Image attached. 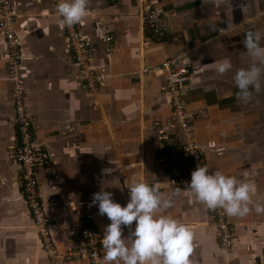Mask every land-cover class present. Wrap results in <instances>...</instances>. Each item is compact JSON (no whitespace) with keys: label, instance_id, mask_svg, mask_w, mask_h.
Returning <instances> with one entry per match:
<instances>
[{"label":"crops","instance_id":"crops-1","mask_svg":"<svg viewBox=\"0 0 264 264\" xmlns=\"http://www.w3.org/2000/svg\"><path fill=\"white\" fill-rule=\"evenodd\" d=\"M10 1L22 61L16 76L0 28V264L45 261L18 184L19 164L9 157L16 144L17 77L23 81L37 145L52 156L50 165L39 169V181L60 252L77 245L71 228L83 219H90L103 235L109 220L90 206L92 193L104 188L124 206L129 197L122 178L128 175L130 181L142 178L156 184L172 199L163 214L190 227L192 264H264V213L227 215L235 244L226 252L210 209L185 188L175 192L177 187L169 185L167 151L162 149V137L173 144L195 141L210 172L246 179L254 186L253 202L264 204V66L261 87L247 101L237 96L234 82L237 69L255 62L244 49L246 32L259 33L264 47V0H151L166 33L162 42L146 38L140 0H87L78 30L88 40L93 65L107 74L96 93L84 86L56 1ZM107 35L113 36L111 54L105 51ZM168 58H180L191 70L183 95L187 130L162 92L164 77L142 74L144 67ZM224 58L232 68L218 74L215 64ZM102 168H111V175L102 177Z\"/></svg>","mask_w":264,"mask_h":264},{"label":"built area","instance_id":"built-area-1","mask_svg":"<svg viewBox=\"0 0 264 264\" xmlns=\"http://www.w3.org/2000/svg\"><path fill=\"white\" fill-rule=\"evenodd\" d=\"M57 3V0H55ZM141 12L144 21L147 39L162 42L166 33L159 24L158 11L151 0H140ZM16 13L10 0H0V28L3 30L6 44L9 50V67L16 76L22 61L20 38L13 26L16 21ZM61 18V17H60ZM64 25V24H63ZM68 46L74 59L79 65L84 86L91 93H96L107 77L103 70H98L93 65V57L90 52L88 40L78 30L77 23L71 28L64 25ZM107 54L113 49V36L105 38ZM155 73L164 77L162 92L171 98L172 108L176 118L184 130L189 128V117L186 103L183 99L184 86L187 83L191 70L180 58H168L160 64L144 67L143 75ZM17 88L14 93L15 114L13 117L16 128V144L12 149L15 162L19 164V182L22 196L28 208L29 216L37 231L38 241L45 261L42 264H68L80 260H87L89 264H104L102 257V234L98 231L90 219H83L73 231L78 235V243L75 247L60 252L53 242L47 214L40 190L39 169L47 167L52 161L51 154L38 147L37 131L32 118L26 112V95L22 87L21 78H16ZM162 149L167 151L165 164L170 169L169 185L177 188H185L186 181L190 180V173L198 164H205L201 148L193 140L173 144L167 137H162ZM126 184L130 183L128 175L122 178ZM128 194V189H125ZM213 223L217 229V236L221 247L226 252H231L235 244L234 228L222 208L210 209ZM135 221H133V226ZM125 227L124 232L128 233Z\"/></svg>","mask_w":264,"mask_h":264},{"label":"clouds","instance_id":"clouds-1","mask_svg":"<svg viewBox=\"0 0 264 264\" xmlns=\"http://www.w3.org/2000/svg\"><path fill=\"white\" fill-rule=\"evenodd\" d=\"M56 10L62 23L71 28L85 17L87 0H57ZM260 39L259 33L246 32L244 49L255 62L237 69L234 74L236 94L244 101L250 98L253 90L259 91L261 87L264 47L259 44ZM193 67L198 70L197 66ZM231 68L228 58L215 64L218 74ZM107 175H111V168H102L101 176ZM185 183V190L209 209L222 208L226 215L238 217L251 210L264 213V204L251 199L254 186L246 179H237L220 170L210 172L206 164H198ZM127 189L129 198L124 206L104 188L92 193L90 206L95 205L98 214L109 220L103 226L101 237L105 264H192L189 259L193 236L190 227L170 214H163L164 209L172 206V199L165 197L156 184H149L142 178L132 179ZM125 227L129 228L128 234L122 235Z\"/></svg>","mask_w":264,"mask_h":264},{"label":"rangeland","instance_id":"rangeland-1","mask_svg":"<svg viewBox=\"0 0 264 264\" xmlns=\"http://www.w3.org/2000/svg\"><path fill=\"white\" fill-rule=\"evenodd\" d=\"M9 157H10V158L13 160V161H12V160L10 159V160H11V162H14V163H16V162H15V159H14V157H13V155H12V151H11V150L9 151ZM19 173H20V170L18 169V171H17V173H16V174H17V176H18V178H17V179H18V184H19V187H20V182H19ZM73 228H74V227H72V228H71V231H72V232H74V231H73ZM74 233H75V232H74Z\"/></svg>","mask_w":264,"mask_h":264}]
</instances>
